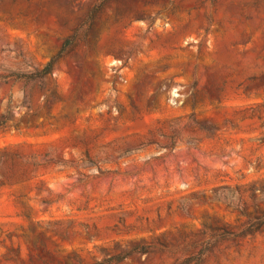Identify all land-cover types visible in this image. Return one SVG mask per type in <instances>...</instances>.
<instances>
[{
    "label": "rangeland",
    "instance_id": "374dc122",
    "mask_svg": "<svg viewBox=\"0 0 264 264\" xmlns=\"http://www.w3.org/2000/svg\"><path fill=\"white\" fill-rule=\"evenodd\" d=\"M0 264H264V0H0Z\"/></svg>",
    "mask_w": 264,
    "mask_h": 264
},
{
    "label": "trees",
    "instance_id": "16d2710c",
    "mask_svg": "<svg viewBox=\"0 0 264 264\" xmlns=\"http://www.w3.org/2000/svg\"><path fill=\"white\" fill-rule=\"evenodd\" d=\"M65 46H67V43L64 44V48H65ZM63 50H64V49H62V52H63ZM51 65H52V61L49 62V63L46 65V67L41 71L40 75L42 76V75H46V74H48V73L50 72V67H51Z\"/></svg>",
    "mask_w": 264,
    "mask_h": 264
}]
</instances>
